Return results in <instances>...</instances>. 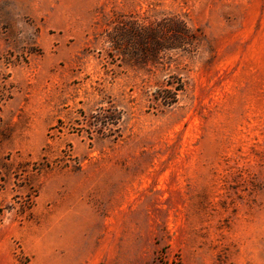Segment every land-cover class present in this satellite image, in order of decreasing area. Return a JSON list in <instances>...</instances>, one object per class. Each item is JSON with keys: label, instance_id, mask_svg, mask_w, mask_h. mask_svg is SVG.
I'll use <instances>...</instances> for the list:
<instances>
[{"label": "rangeland", "instance_id": "rangeland-1", "mask_svg": "<svg viewBox=\"0 0 264 264\" xmlns=\"http://www.w3.org/2000/svg\"><path fill=\"white\" fill-rule=\"evenodd\" d=\"M0 89V264H264V0H0Z\"/></svg>", "mask_w": 264, "mask_h": 264}, {"label": "trees", "instance_id": "trees-1", "mask_svg": "<svg viewBox=\"0 0 264 264\" xmlns=\"http://www.w3.org/2000/svg\"><path fill=\"white\" fill-rule=\"evenodd\" d=\"M181 90V87L177 86L174 90L172 89H168V90H164L162 91V93H166L167 95L165 94H162L161 97L162 99L164 100V102L168 105H172V104H175L176 101H177V95H178V92ZM4 99H5V93L3 92V89H0V113L2 111V105H3V102H4ZM32 196L35 198L37 196V192L34 191L32 193ZM30 197L29 199V203H21L20 206H22L20 209H19V213L21 216H24L27 214V210L31 211V208L33 206V197ZM14 209V207H12ZM1 213V211H0Z\"/></svg>", "mask_w": 264, "mask_h": 264}]
</instances>
